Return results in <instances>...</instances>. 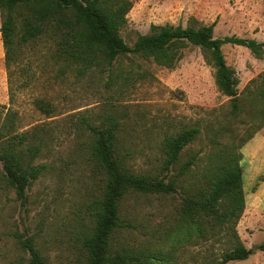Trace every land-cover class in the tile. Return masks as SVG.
Segmentation results:
<instances>
[{"label":"rangeland","instance_id":"obj_1","mask_svg":"<svg viewBox=\"0 0 264 264\" xmlns=\"http://www.w3.org/2000/svg\"><path fill=\"white\" fill-rule=\"evenodd\" d=\"M131 1L128 25L121 32L130 45L149 34L152 25L199 27L214 22L217 38L264 43V0ZM16 44V56L8 65L0 30V154L3 141L24 135L17 147L26 153L40 146L33 164L48 167L26 190L24 201L2 179L0 164V264H30L31 255L16 234L33 238L47 264H85L83 237L94 228L93 203L103 190L102 175L90 161V125L100 129L119 122L127 167L165 177L167 183L176 181L177 191L171 195L134 193L123 201L122 220L131 226L115 236L113 249L119 253L149 247L158 253L159 229L176 223L192 182L181 172L185 164L193 156L209 155L224 137L243 139L257 131V124H244L243 115H231V99L218 90L216 70L197 47L187 49L174 69L122 57L112 71L92 68L80 74L78 64L58 57L55 39L44 36L22 44L16 38ZM223 52L237 72L242 95L264 74V55L257 58L248 48L234 45H225ZM191 127L200 129L198 139L165 170V137ZM239 153L246 209L237 230L252 254L228 264H264V126ZM180 238V244L164 250L170 264L219 261L231 247L223 232L201 239L185 228ZM150 263L162 264L157 259Z\"/></svg>","mask_w":264,"mask_h":264},{"label":"trees","instance_id":"obj_2","mask_svg":"<svg viewBox=\"0 0 264 264\" xmlns=\"http://www.w3.org/2000/svg\"><path fill=\"white\" fill-rule=\"evenodd\" d=\"M132 8L131 0H0V30L6 63L10 65L16 56V38L22 44L44 36L55 39L58 57L78 64L80 74L92 68L112 71L122 57H140L161 67L174 69L187 49L197 47L206 54L216 70L218 90L231 99V115H243L246 120L244 124L250 122L258 126L256 132L243 139L224 137V141L217 142V149L209 155L199 159L193 156L185 164L181 172L184 176L190 175L192 182L176 223L159 229L158 253H154L151 247L132 253H119L113 249L115 236L121 229L131 226L122 220L123 201L134 193L171 195L177 191L176 181L167 183L165 177L137 174L127 167V154L122 153L119 122H111V125L100 129L90 125V161L102 175L103 190L101 197L93 203L94 228L83 237L85 264H152L150 259L170 264L171 257L164 250L171 243L182 242L180 234L185 228L201 239L213 238L222 232L229 236L231 247L219 261L206 264L246 260L252 250L244 245L237 230L246 209L244 170L240 164L242 155L239 149L264 126V74L252 80V88L239 95L240 79L236 70L227 64L223 47H246L257 58H262L264 43L237 36L217 38V22H214L199 27L192 24L187 27L181 24L152 25L149 34L140 35L130 45L121 32L128 25ZM200 133L198 127H191L165 137L162 144L165 170L178 163L182 151L196 141ZM24 137L16 135L3 141L0 164L2 179L15 189L20 200L25 201L26 190L39 179L48 165L33 164L41 152L40 146L30 147L26 153L17 147ZM16 138H20V141L16 142ZM16 237L22 248L30 253V264H47L33 238L24 239L19 234ZM260 248L264 249V244Z\"/></svg>","mask_w":264,"mask_h":264},{"label":"crops","instance_id":"obj_3","mask_svg":"<svg viewBox=\"0 0 264 264\" xmlns=\"http://www.w3.org/2000/svg\"><path fill=\"white\" fill-rule=\"evenodd\" d=\"M0 51H1V49H0ZM1 53V52H0ZM0 56H1V54H0Z\"/></svg>","mask_w":264,"mask_h":264}]
</instances>
